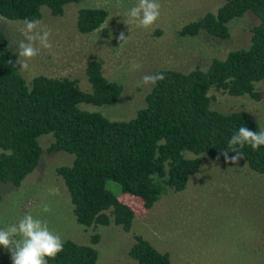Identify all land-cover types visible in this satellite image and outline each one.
I'll return each instance as SVG.
<instances>
[{"label":"trees","instance_id":"obj_1","mask_svg":"<svg viewBox=\"0 0 264 264\" xmlns=\"http://www.w3.org/2000/svg\"><path fill=\"white\" fill-rule=\"evenodd\" d=\"M83 0H0V16L10 21L43 18V8L53 16ZM215 13H207L184 26L179 35L201 34L228 40L229 24L252 13L258 23L252 28L249 47L231 51L225 59L215 58L206 69L160 70L165 79L153 85L146 105L130 120L113 121L83 105L102 107L116 104L123 87L104 75L103 62H88L86 75L90 91L77 80L37 76L28 82L7 35L0 30V183L20 187L39 167L44 150L43 135L54 141L48 152L75 156L71 166L57 169L70 195L77 222L86 227L112 224L129 232L136 219L124 196L136 197L150 210L170 191H184L192 176L200 172L204 158L218 162L232 160L235 153L228 140L240 126L252 131L264 129L244 111L224 113L212 106L211 91L232 97L262 99L257 84L264 82V0H222ZM103 8H83L78 31L91 34L107 21ZM238 147V146H237ZM249 168L264 175V146L238 149ZM228 151L226 158L224 153ZM116 183L120 194L108 189ZM7 206L0 195V209ZM19 207V206H18ZM19 218V217H18ZM2 222L0 227L16 223ZM6 221L5 218H3ZM92 244L64 240L63 251L48 264H98ZM0 264H13L9 249L0 245ZM136 264H172L170 255L160 252L141 236L128 251Z\"/></svg>","mask_w":264,"mask_h":264},{"label":"rangeland","instance_id":"obj_2","mask_svg":"<svg viewBox=\"0 0 264 264\" xmlns=\"http://www.w3.org/2000/svg\"><path fill=\"white\" fill-rule=\"evenodd\" d=\"M159 2L161 16L147 29L135 22L125 23L128 10L137 0H83L69 5L62 16H53L43 8L41 28L51 32L52 47L42 48L29 60V69L21 71L22 75L28 82L37 76L67 77L77 80L83 91H90L87 64L99 59L105 77L121 84L123 94L114 105H83L82 109L100 112L113 121H127L146 105L152 90L153 85L141 84L143 75L165 69H206L213 59H225L231 51L249 47L252 28L258 23L248 12L229 24L228 40L207 34L182 37L179 32L184 26L215 13L222 0ZM83 8L106 9L108 19L96 32L81 34L77 23ZM23 28V22L0 16V30L12 43L17 59V44L25 39ZM121 33L130 39L121 43ZM257 89L262 94L260 101L218 91H211L209 96L214 109L244 111L264 126V82L258 83ZM53 141L52 135L39 138L44 150L41 163L22 186L0 183V195L7 205L0 209V224L30 212L46 220L63 240L92 244L99 236L98 264H136L128 255L136 236L169 254L172 264H264V175L252 171L245 161L204 158L200 172L190 178L184 191H170L150 210H145L136 197H122L136 212L129 232L114 224L86 228L77 222L68 190L57 175V169L71 166L75 156L48 152ZM107 187L120 194L116 183L108 182ZM44 205L49 206V212H43ZM4 257L10 256H0Z\"/></svg>","mask_w":264,"mask_h":264},{"label":"clouds","instance_id":"obj_3","mask_svg":"<svg viewBox=\"0 0 264 264\" xmlns=\"http://www.w3.org/2000/svg\"><path fill=\"white\" fill-rule=\"evenodd\" d=\"M161 4L159 0H137L132 6L125 22L131 24L135 22L137 26L145 29L153 26L161 16ZM25 39L18 42L19 59L16 61L20 65L21 71L29 69L28 61L40 54L42 48H51V32L41 28L42 21L39 19H25L23 21ZM121 43L127 42L130 37L124 33L119 37ZM165 79L162 73L145 74L141 78L142 85H155L158 81ZM249 145L253 150L264 146V129L259 127L258 131H252L246 126H240L228 140V148L233 161L242 158V149ZM238 146V147H237ZM228 157V151L223 152ZM50 211L48 205L43 206V212ZM0 245L9 249L13 264H48V258H55L64 248L62 235L50 229L48 222L39 216H34L30 212L25 213L16 223L0 227Z\"/></svg>","mask_w":264,"mask_h":264}]
</instances>
